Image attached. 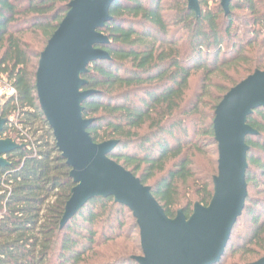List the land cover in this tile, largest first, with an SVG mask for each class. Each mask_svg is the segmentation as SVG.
Returning a JSON list of instances; mask_svg holds the SVG:
<instances>
[{
    "label": "trees",
    "instance_id": "trees-1",
    "mask_svg": "<svg viewBox=\"0 0 264 264\" xmlns=\"http://www.w3.org/2000/svg\"><path fill=\"white\" fill-rule=\"evenodd\" d=\"M72 0H0V74L16 90L0 112V139L19 147L0 168V264H137L139 229L112 198L90 200L62 228L74 184L38 105L40 54ZM114 0L97 46L109 60L82 76L96 93L83 104L96 144L117 141L108 158L150 188L168 218L207 206L217 174L216 106L264 71V0ZM193 85V87H192ZM247 197L217 264L264 257V108L247 118ZM240 235V236H239ZM239 236V237H238Z\"/></svg>",
    "mask_w": 264,
    "mask_h": 264
},
{
    "label": "water",
    "instance_id": "water-1",
    "mask_svg": "<svg viewBox=\"0 0 264 264\" xmlns=\"http://www.w3.org/2000/svg\"><path fill=\"white\" fill-rule=\"evenodd\" d=\"M114 0H72L56 31L39 57L35 73L38 105L52 132L55 146L70 168L74 184L60 221L62 228L90 200L112 198L126 207L139 229L142 255L137 264H217L247 197L245 173L248 146L245 139L257 132L247 124L254 110L264 108V71L230 89L216 106L213 134L217 143V174L207 206L194 204L188 218L178 211L168 218L130 172L108 158L117 141L96 144L87 132L91 119L82 116L83 102L95 91L83 90L82 76L89 64L109 60L97 46L108 44L99 31L110 21ZM188 10L199 16L197 0H186ZM231 0H220L225 15ZM5 121L0 118V134ZM19 146L0 139V168L5 156ZM249 264H264V257Z\"/></svg>",
    "mask_w": 264,
    "mask_h": 264
},
{
    "label": "built area",
    "instance_id": "built-area-1",
    "mask_svg": "<svg viewBox=\"0 0 264 264\" xmlns=\"http://www.w3.org/2000/svg\"><path fill=\"white\" fill-rule=\"evenodd\" d=\"M16 95L15 88L7 80V78L0 74V112L4 102Z\"/></svg>",
    "mask_w": 264,
    "mask_h": 264
},
{
    "label": "rangeland",
    "instance_id": "rangeland-1",
    "mask_svg": "<svg viewBox=\"0 0 264 264\" xmlns=\"http://www.w3.org/2000/svg\"><path fill=\"white\" fill-rule=\"evenodd\" d=\"M192 87H193V85H192ZM239 236H240V235H239ZM239 236H238V237H239Z\"/></svg>",
    "mask_w": 264,
    "mask_h": 264
}]
</instances>
